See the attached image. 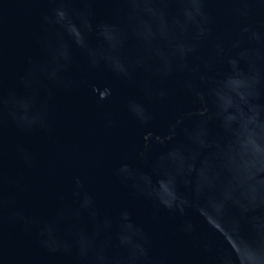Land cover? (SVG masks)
<instances>
[{"label": "water", "instance_id": "water-1", "mask_svg": "<svg viewBox=\"0 0 264 264\" xmlns=\"http://www.w3.org/2000/svg\"><path fill=\"white\" fill-rule=\"evenodd\" d=\"M0 264H264V0H0Z\"/></svg>", "mask_w": 264, "mask_h": 264}]
</instances>
